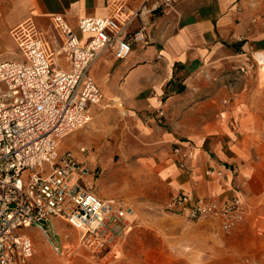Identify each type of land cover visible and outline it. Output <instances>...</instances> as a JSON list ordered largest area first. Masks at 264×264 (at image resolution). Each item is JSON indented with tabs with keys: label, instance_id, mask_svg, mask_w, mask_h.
<instances>
[{
	"label": "crops",
	"instance_id": "0c3cea01",
	"mask_svg": "<svg viewBox=\"0 0 264 264\" xmlns=\"http://www.w3.org/2000/svg\"><path fill=\"white\" fill-rule=\"evenodd\" d=\"M159 2L0 0V60L22 58L15 35L22 28L46 30L54 15L76 28L81 18L108 16L118 4L131 17L130 30L143 29L148 43H135L124 60L106 54L93 63L103 98L74 133L73 152L83 158L84 146L95 161L124 145L140 153L170 197L224 204L238 194L257 205L264 199V141L225 88L229 70L253 57L264 64V0H175L166 11ZM78 35L82 44L91 37ZM178 144L194 150L186 168L173 152Z\"/></svg>",
	"mask_w": 264,
	"mask_h": 264
},
{
	"label": "built area",
	"instance_id": "2783aa9c",
	"mask_svg": "<svg viewBox=\"0 0 264 264\" xmlns=\"http://www.w3.org/2000/svg\"><path fill=\"white\" fill-rule=\"evenodd\" d=\"M174 1L160 0L158 7L169 10ZM130 20L118 4L108 16L81 18L76 28L54 15L46 30L25 27L15 33L21 59L0 60V264H24L34 242L20 230L47 232L51 218L78 230L79 243L93 254H106L127 238L133 209L101 197L98 168L60 148L63 138L90 122V105L103 98L93 63L106 54L124 60L135 43H148L143 29L130 30ZM78 33L91 37L82 44ZM79 152L88 149L81 146ZM173 152L182 168L194 157L191 146L178 144ZM167 208L192 220L218 218L227 231L245 214L238 194L224 204L180 194Z\"/></svg>",
	"mask_w": 264,
	"mask_h": 264
},
{
	"label": "rangeland",
	"instance_id": "374dc122",
	"mask_svg": "<svg viewBox=\"0 0 264 264\" xmlns=\"http://www.w3.org/2000/svg\"><path fill=\"white\" fill-rule=\"evenodd\" d=\"M263 70L264 64L253 57L244 68L227 72L225 88L262 141ZM74 133L62 139L60 149L74 151L79 139ZM130 145L135 143L127 142ZM133 150L112 146L95 161L90 160V150L88 158L81 153L101 169L97 193L133 209L127 238L106 254H93L79 243L78 230L51 218L45 224L47 232L36 227L20 230L34 242V253L24 264H264V199L257 205L244 204L243 218L228 231L215 217L192 220L167 208L171 197L156 182L157 173L140 162V153L131 155Z\"/></svg>",
	"mask_w": 264,
	"mask_h": 264
},
{
	"label": "bare ground",
	"instance_id": "6f19581e",
	"mask_svg": "<svg viewBox=\"0 0 264 264\" xmlns=\"http://www.w3.org/2000/svg\"><path fill=\"white\" fill-rule=\"evenodd\" d=\"M262 78H264V70H263V73H262Z\"/></svg>",
	"mask_w": 264,
	"mask_h": 264
},
{
	"label": "water",
	"instance_id": "95a60500",
	"mask_svg": "<svg viewBox=\"0 0 264 264\" xmlns=\"http://www.w3.org/2000/svg\"><path fill=\"white\" fill-rule=\"evenodd\" d=\"M45 223V222H44Z\"/></svg>",
	"mask_w": 264,
	"mask_h": 264
}]
</instances>
